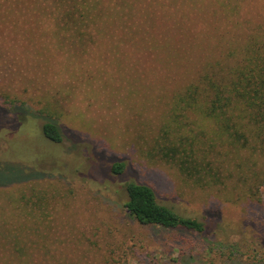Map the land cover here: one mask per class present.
<instances>
[{
  "label": "rangeland",
  "instance_id": "rangeland-1",
  "mask_svg": "<svg viewBox=\"0 0 264 264\" xmlns=\"http://www.w3.org/2000/svg\"><path fill=\"white\" fill-rule=\"evenodd\" d=\"M261 36L264 0H0V264H264V141L187 136L212 182L159 153L178 95ZM129 181L204 231L140 225Z\"/></svg>",
  "mask_w": 264,
  "mask_h": 264
},
{
  "label": "trees",
  "instance_id": "trees-1",
  "mask_svg": "<svg viewBox=\"0 0 264 264\" xmlns=\"http://www.w3.org/2000/svg\"><path fill=\"white\" fill-rule=\"evenodd\" d=\"M189 115L194 116L192 120ZM195 126L199 130L196 134ZM207 128L209 136H215L214 144H221L223 140L240 146L250 142L263 143L264 36L246 44L241 58L225 72L201 74L197 81L187 86L178 95L169 120L160 129L163 142L160 157L176 165L183 175L197 183L219 180L215 172L216 162L208 157V150L182 141L193 136L191 140L197 142L196 136L205 134ZM42 131L49 140L62 142L59 126L55 123H44ZM168 136L178 137L172 142ZM124 168V163L118 162L112 166L111 172L120 174ZM124 188V210L140 225L197 234L204 231L203 222L185 217L160 203L148 185L129 181Z\"/></svg>",
  "mask_w": 264,
  "mask_h": 264
}]
</instances>
